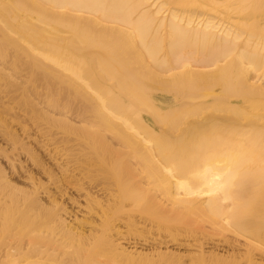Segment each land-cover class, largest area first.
<instances>
[{
  "label": "bare ground",
  "instance_id": "obj_1",
  "mask_svg": "<svg viewBox=\"0 0 264 264\" xmlns=\"http://www.w3.org/2000/svg\"><path fill=\"white\" fill-rule=\"evenodd\" d=\"M10 51L24 52L12 66L31 70V94L45 89L52 111L82 102V128L34 108L86 141L103 171L86 192L90 233L65 235L76 246L67 260L39 243L35 210L38 222L11 202L0 215V264H153L112 240L120 227L140 236L141 224L187 237L201 249L190 264H264V0H0L1 61ZM126 157L131 165L115 167ZM207 237L226 255L205 254ZM24 240L31 249L16 245ZM158 253L163 264L185 258Z\"/></svg>",
  "mask_w": 264,
  "mask_h": 264
},
{
  "label": "rangeland",
  "instance_id": "obj_2",
  "mask_svg": "<svg viewBox=\"0 0 264 264\" xmlns=\"http://www.w3.org/2000/svg\"><path fill=\"white\" fill-rule=\"evenodd\" d=\"M199 16L201 15L199 14ZM204 18L207 19L206 16L202 15V19ZM221 25H224L223 22H221ZM11 53L14 55H10L9 57L12 58V56H15L13 57L14 59L10 58L13 62L10 61L9 57L6 61L3 59L5 62L1 61L2 59L0 58V70L4 71H0V186L7 185L1 186L0 188V193L2 194H0V204L2 205H0V215L5 213L1 212V210H7L8 207L5 208V206L10 205L9 203L11 202L12 205L9 207L11 208L10 211H18L15 210L17 209L16 207L20 208V211L21 208H24L25 211L30 210V212H24V209H22L23 211L20 212V214L23 212L26 213L29 218L31 217V210H35L33 213L36 214L32 215H38L39 223H42V227L45 225L41 232L37 233L40 234L38 236L41 240L39 243H41V245H51L52 248H55L57 260H64L65 258V260H67V258H69L68 254H73L76 251V246L68 242L65 235L69 233L75 238H79L88 234V232L90 233L88 223L93 221V219H90L88 214L84 213L86 212V192L90 189V185L92 187L97 184V182H94L96 177L102 178L101 174L103 170H100V165L102 166V164L98 165V162L94 163L96 159L92 156L94 155L93 149L91 148V150H87V147H84L85 144V146L89 145L86 141L84 142L83 140L81 145L78 144V140L79 142H82L80 136L79 138L78 136L75 137V134H68L66 129H62L61 124L49 123L48 121L50 120L40 119L38 117L40 114H43V112H46L49 117H54L60 120L62 119V121H67L74 127L82 128L88 125L83 122L84 117H81L80 114V111H84L82 102L79 103L77 100L74 101L77 104L73 105V108L76 109L72 110L75 111L73 112L70 110V113L67 112L65 115L58 114L59 112L57 113V111H52L53 108L46 105L48 104L46 103L48 102V99H46L48 96L45 97L44 95L45 89H43V93H40L41 97H44L45 99H42L40 95L37 96L35 93L31 94V92H35L34 86H32L30 82L27 83L29 81L28 75L32 74L29 72L31 70L28 71V69H26L24 71L16 72L15 66H12V64L15 65V58H25V54H23L24 52L13 51ZM24 60L27 59L25 58ZM49 65L51 67L50 63ZM11 67H13V70ZM1 76H3V78H1ZM8 76H10V78H8ZM11 83L13 85H11ZM40 86V88L38 87L39 89L37 93L41 92L44 85L40 84ZM24 97L25 99H23ZM26 98L30 103L26 102ZM27 104H33L34 106L30 105L31 108L30 106H26ZM34 107L37 109L38 113L40 111L38 116ZM76 111L79 113H76ZM87 119L90 120L91 117ZM6 133H8L7 136L5 135ZM108 136L109 138L107 141L111 143L114 142L111 135L108 134ZM77 137L78 139H76ZM95 138V142H99L97 136H95ZM15 140H17L16 144ZM115 143V147L120 148ZM96 145H99V143L93 144V146ZM84 150L86 153L82 152ZM81 153L85 154L87 158L83 157ZM91 158L92 161L94 160L93 162H90ZM84 160L87 161L85 162ZM113 161L114 160H112V163ZM121 162L123 163L116 161L114 163L115 167L124 166L122 164L127 165L129 163L127 157ZM110 165L112 164L110 163L109 166ZM9 184L13 186L9 187ZM8 187L14 188L9 189ZM98 190H100V187L93 189L95 192ZM15 194L23 195L22 197L25 195L29 196L33 203L28 206L24 198L22 199V197L18 195L14 196ZM11 195H13L14 198H17L15 199L16 202L11 198ZM23 202L25 203L22 206ZM11 206L14 209H12ZM45 209L52 210L54 214L50 220L46 219L47 217L40 216L41 213V215H44L43 213L46 212L44 211ZM10 211H7L8 215H12V213L9 214ZM15 214L21 218L19 212H15ZM15 214L13 216H15ZM22 215L24 216V214ZM38 217L32 216L30 221L38 222V219H36ZM12 218L17 217L15 216ZM2 223H4V221ZM143 225H139V228L141 229L139 231L142 232L140 236L136 235L135 228L133 227H120L119 231L121 230L122 232H120L122 234L114 235L112 238V240H115L116 244L123 249L126 254L134 257L138 262H143V260L148 259L152 261L151 263L153 264L154 262L157 264H163V262L157 260L158 252H162L173 255H183L185 258L181 260V263L190 264V257L186 256L196 254L197 252L199 253V250H201L192 246L193 243L186 240L187 237L182 236L181 239L173 240L162 227L155 226L154 229H151L153 227L148 226L147 228V225H145V227ZM2 226H4V224ZM37 226L40 225L37 224ZM1 228L3 229V227ZM34 228L32 229L34 231L33 235L36 236ZM32 230L30 229V232ZM184 235L186 236L187 234L184 233ZM95 237H89V245L95 243ZM27 239L29 238L27 237ZM200 241V243H204L203 251L205 254H211L214 252V254L222 256L226 255V248L223 249L221 246H218L217 242L211 240V238L207 237ZM23 242L25 243V246L24 244H19V242H17L16 245L19 247L22 245V248H25L24 250L26 251L31 247L29 244L30 242H28V240H24ZM14 245L10 244L9 246ZM17 250L20 249H16L15 246L14 251L11 250V254H14L15 252L14 255L18 256L20 252L17 253ZM5 251L6 250L0 252L1 261L2 259H5ZM45 259L44 261H46ZM47 263L50 264L48 261ZM149 263L150 262L148 261V264Z\"/></svg>",
  "mask_w": 264,
  "mask_h": 264
}]
</instances>
